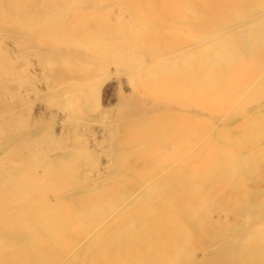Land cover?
Instances as JSON below:
<instances>
[{
	"label": "rangeland",
	"instance_id": "374dc122",
	"mask_svg": "<svg viewBox=\"0 0 264 264\" xmlns=\"http://www.w3.org/2000/svg\"><path fill=\"white\" fill-rule=\"evenodd\" d=\"M263 7L0 0V264H264Z\"/></svg>",
	"mask_w": 264,
	"mask_h": 264
},
{
	"label": "bare ground",
	"instance_id": "6f19581e",
	"mask_svg": "<svg viewBox=\"0 0 264 264\" xmlns=\"http://www.w3.org/2000/svg\"><path fill=\"white\" fill-rule=\"evenodd\" d=\"M140 1V0H138ZM264 8V7H263ZM263 10V9H262ZM254 15V14H253ZM182 20V19H181ZM191 22V21H190ZM193 22V21H192ZM255 22V21H254ZM241 23V22H239ZM238 25V24H236ZM244 27V26H243ZM242 28V27H241ZM207 31V30H205ZM205 35V34H204ZM198 36V35H197ZM203 36V35H202ZM207 36V35H206ZM205 37V36H204ZM226 37V36H225ZM221 38V37H220ZM197 39V38H196ZM208 39V38H206ZM247 39V38H246ZM254 39V38H253ZM227 40V39H226ZM198 43V42H197ZM248 45V44H247ZM220 47V46H219ZM209 48V47H208ZM220 49V48H219ZM204 50V49H203ZM217 50V49H216ZM205 51V50H204ZM203 51V52H204ZM187 52V51H186ZM174 53V52H173ZM236 58V56H235ZM173 60V59H172ZM257 62L260 63V60L257 59ZM257 62H254L252 63L251 65L252 66H249L247 64H244V62H241L242 64L239 65L238 68H243L244 70L243 71H246L247 68H257L258 67V64ZM185 65V64H184ZM210 63H207V62H203L201 64H196V65H193L191 66L190 68H195V70H191L190 72L188 73H185V74H180L178 77L175 78H172L173 80H164V79H154V81H151L149 82L150 85L152 86H156V87H162V89L164 88V90L166 89L167 91V94L170 92V93H173L171 95H173L174 97H187V95L189 96V98H193V100H191L190 102L192 103L193 101H195L196 103V100H201L205 97L211 99L214 95H217L219 93V91H221V88L220 89H215L213 90V86L212 85H209L206 83V76H204V74L200 75L202 73L201 70H198L199 68H208L210 67ZM179 66V65H178ZM197 68V70H196ZM235 68V67H234ZM239 70H242V69H239ZM135 78V77H134ZM202 81V82H200ZM223 92V91H222ZM169 93V94H170ZM194 104V102L192 103ZM107 161V160H106ZM76 228V227H75ZM74 228V229H75ZM7 240V239H6ZM63 243L66 241L65 239L64 240H61ZM101 241L98 240L96 242V244H93L94 245V249L98 248L101 246ZM94 253V252H93ZM95 258V257H94ZM102 257H98L95 261L98 262L99 264V260L101 259ZM92 259V258H91ZM80 264V263H78ZM86 264H90V261L88 259H86Z\"/></svg>",
	"mask_w": 264,
	"mask_h": 264
}]
</instances>
